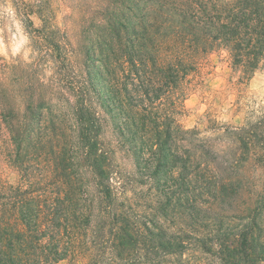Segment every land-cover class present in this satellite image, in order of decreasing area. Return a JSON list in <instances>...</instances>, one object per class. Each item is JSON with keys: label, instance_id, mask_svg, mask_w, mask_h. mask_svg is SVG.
Listing matches in <instances>:
<instances>
[{"label": "trees", "instance_id": "1", "mask_svg": "<svg viewBox=\"0 0 264 264\" xmlns=\"http://www.w3.org/2000/svg\"><path fill=\"white\" fill-rule=\"evenodd\" d=\"M12 1L31 55H0V264H264V116L178 122L208 56L240 98L264 70V0H81L64 25Z\"/></svg>", "mask_w": 264, "mask_h": 264}, {"label": "rangeland", "instance_id": "2", "mask_svg": "<svg viewBox=\"0 0 264 264\" xmlns=\"http://www.w3.org/2000/svg\"><path fill=\"white\" fill-rule=\"evenodd\" d=\"M60 11L61 25L69 23L68 16L82 7L81 0H52ZM90 4V1H89ZM13 1L0 0V55L10 59L31 55L29 40L22 24L13 16ZM220 54L208 56L198 74L191 76V92L178 115V122L187 130L198 129L202 137L216 136L223 126H242L246 120L256 122L264 116V70L243 86V96L231 88L233 72ZM235 80V78H234ZM113 134V130L109 131ZM220 144V143H219ZM125 166L134 169V160L129 155L123 159ZM16 184L18 176L9 174ZM147 190V188H145ZM171 221H175L172 215Z\"/></svg>", "mask_w": 264, "mask_h": 264}]
</instances>
